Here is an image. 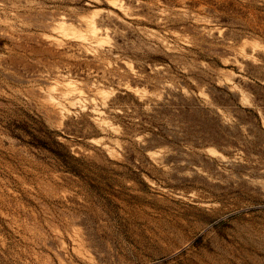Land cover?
Segmentation results:
<instances>
[{
    "label": "rangeland",
    "instance_id": "1",
    "mask_svg": "<svg viewBox=\"0 0 264 264\" xmlns=\"http://www.w3.org/2000/svg\"><path fill=\"white\" fill-rule=\"evenodd\" d=\"M0 264H264V0H0Z\"/></svg>",
    "mask_w": 264,
    "mask_h": 264
}]
</instances>
